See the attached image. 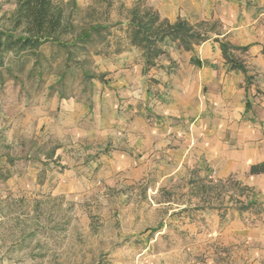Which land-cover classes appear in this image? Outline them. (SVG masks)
Segmentation results:
<instances>
[{
    "label": "crops",
    "instance_id": "obj_1",
    "mask_svg": "<svg viewBox=\"0 0 264 264\" xmlns=\"http://www.w3.org/2000/svg\"><path fill=\"white\" fill-rule=\"evenodd\" d=\"M121 1L129 8L128 33L133 8L142 2L145 11L147 1L161 20L184 21L206 40L190 51L179 40L159 44L158 58L168 53L191 72L182 74L169 96L152 93L150 79H164L155 69L158 58L147 67L145 53L132 44L122 51L126 44L109 57L104 80L94 81L87 104L53 97L50 111L56 113L44 122L58 124L64 141L87 157L82 167L60 169L54 185H37L42 194L62 199L63 207L78 210L65 233L67 264H99L102 256L114 262L179 211L191 236L215 242L210 250L243 245L251 262L262 264L264 210L254 216L240 209H264V173H251L264 164V0ZM211 24L215 29L206 33L199 27ZM218 25L223 32H216ZM221 43L247 48L232 52L246 72L232 69ZM57 158L70 160L62 149ZM91 204L98 209L95 219L82 211ZM154 242L145 243V250Z\"/></svg>",
    "mask_w": 264,
    "mask_h": 264
},
{
    "label": "rangeland",
    "instance_id": "obj_2",
    "mask_svg": "<svg viewBox=\"0 0 264 264\" xmlns=\"http://www.w3.org/2000/svg\"><path fill=\"white\" fill-rule=\"evenodd\" d=\"M136 3L133 2L132 7ZM78 4L80 9L73 12L76 26L97 23L108 27L104 33L106 40L96 37L89 45L91 53L86 63H70L67 66L65 52L56 54V49L45 45L41 49L45 57L42 75H38L37 71L35 76H30L33 67L31 57L15 59L9 55L7 58L12 75L0 85V264L70 262V258L64 256L67 245L65 233L72 228L70 222L76 219L74 216L78 210L75 212L73 207H63L62 199L42 194L37 185H54L60 169L75 168L78 163L82 167L87 163V157L83 156V148L64 141L58 124L45 123L44 119L49 113L53 114L50 117L56 113L50 111L53 97L66 101L75 99L87 104L95 86L94 81L98 80H87L83 72L96 77L105 74L104 70L110 66L109 57L112 59L126 44L122 51H129L131 45L129 33L124 28L129 8L121 0H79ZM144 5L145 10L151 8L147 1H144ZM15 9V0H0V28L8 27ZM199 27L205 33L215 29L213 24ZM217 28L216 32H223L221 25ZM236 56L239 58L237 53ZM137 58L134 57L135 61ZM157 64L155 69L163 74L164 79H150L155 88L159 83L162 86L159 91L152 89L156 96L160 92L169 96L183 79L182 74L191 73L186 68L181 69L168 53L158 58ZM62 73L66 74L61 79ZM59 149L63 150V155L66 153L69 161L55 159ZM93 151L102 153L96 147ZM228 188L233 190L235 187ZM86 207L82 209L84 213L93 219L99 217L96 214L98 209H93L92 204L91 208ZM169 208L163 209L164 217H167ZM240 210L256 216L264 209L250 206ZM182 213H174L166 223L162 221L148 237L137 243L134 252L118 257L114 263L133 264L137 254L147 247L145 243L156 239L148 252L158 255L165 264H254L249 250L243 245H220L210 250L208 247L215 245V242L198 240L197 233L191 236L185 229ZM117 215L115 218L119 219ZM117 223L120 228L119 220ZM201 244H207L204 251L189 249ZM107 261L108 258L102 256L99 264ZM262 262L264 264V259Z\"/></svg>",
    "mask_w": 264,
    "mask_h": 264
},
{
    "label": "trees",
    "instance_id": "obj_3",
    "mask_svg": "<svg viewBox=\"0 0 264 264\" xmlns=\"http://www.w3.org/2000/svg\"><path fill=\"white\" fill-rule=\"evenodd\" d=\"M16 9L9 18L7 28H0V85L4 84L7 77L12 75V69L7 62L9 55L15 59L31 57L33 67L29 75H42V61L45 59L41 49L50 45L56 49V54L65 52L66 65L70 63L83 64L90 56L89 45L95 38L106 40L104 36L107 26L101 24H83L76 26L73 12L78 10L76 0L65 2L63 0H15ZM142 2L137 4L131 13L128 30L131 44L140 48L146 57V66L154 65L162 51L159 44L166 38L179 40L185 50H192L194 45H200L206 40L184 21L171 25L166 20H161L153 9L142 11ZM71 9V12H68ZM224 59L231 64L232 69L246 72L242 62L237 61L233 51H247V48L234 47L229 43H221ZM193 64L201 66L196 60ZM66 73H62V79ZM87 80H104V76H94L83 72ZM252 174L264 173V164L254 166Z\"/></svg>",
    "mask_w": 264,
    "mask_h": 264
},
{
    "label": "built area",
    "instance_id": "obj_4",
    "mask_svg": "<svg viewBox=\"0 0 264 264\" xmlns=\"http://www.w3.org/2000/svg\"><path fill=\"white\" fill-rule=\"evenodd\" d=\"M104 264H115L113 261H107ZM133 264H165L158 255L148 252V250H143L138 253L134 259Z\"/></svg>",
    "mask_w": 264,
    "mask_h": 264
}]
</instances>
